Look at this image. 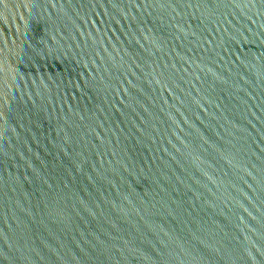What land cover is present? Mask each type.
<instances>
[{
	"label": "water",
	"instance_id": "obj_1",
	"mask_svg": "<svg viewBox=\"0 0 264 264\" xmlns=\"http://www.w3.org/2000/svg\"><path fill=\"white\" fill-rule=\"evenodd\" d=\"M0 264H264V0H0Z\"/></svg>",
	"mask_w": 264,
	"mask_h": 264
}]
</instances>
